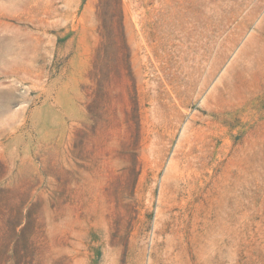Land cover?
I'll return each mask as SVG.
<instances>
[{"label": "rangeland", "instance_id": "374dc122", "mask_svg": "<svg viewBox=\"0 0 264 264\" xmlns=\"http://www.w3.org/2000/svg\"><path fill=\"white\" fill-rule=\"evenodd\" d=\"M0 264H264V0H0Z\"/></svg>", "mask_w": 264, "mask_h": 264}]
</instances>
